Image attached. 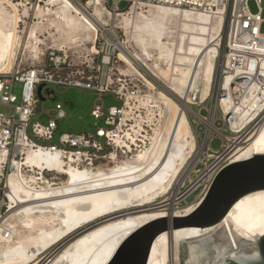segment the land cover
I'll list each match as a JSON object with an SVG mask.
<instances>
[{"label": "bare ground", "instance_id": "1", "mask_svg": "<svg viewBox=\"0 0 264 264\" xmlns=\"http://www.w3.org/2000/svg\"><path fill=\"white\" fill-rule=\"evenodd\" d=\"M46 6L38 7L35 15L38 21L28 32L25 48L35 55L39 48L32 45L44 44L38 34L53 40L58 37L62 42L57 45L68 47L77 44L83 36L87 39L91 33L95 36L97 20L103 25L109 23V16L99 7L94 8L99 19L92 21L68 0H47ZM131 14L117 18L118 26L127 35V46L120 44L119 47L120 57L130 64L129 70L133 72L136 64L149 70L161 81V92L168 97L158 93L157 97L147 95L142 99L148 113L146 122L139 116L130 130H122L124 138L117 135L118 151L109 155L111 168L82 165L83 157L88 155H73L58 149L27 151L22 160L30 170L26 174L18 171L20 162L14 160L16 169L8 177V211L0 227V264H107L120 244L143 225L159 218L186 216L197 207L195 204L176 211L173 209L176 199L164 205L154 203L182 177L189 158L196 164L199 152L192 158L196 141L185 110L189 111L187 106H192L189 93H195L198 86L201 100L209 94L214 58L218 54L217 36L223 29L224 19L221 15L192 13L171 6H149L146 11L132 9ZM27 17L26 8L20 10L0 2V73L12 69L21 46L19 25ZM133 45L138 50L126 56L124 51ZM242 72L234 70L226 75L225 88L243 75L246 78ZM247 74L252 75V71ZM253 75L258 79L253 85L236 84L240 93L241 88L244 91L237 101L233 94L228 100H222L228 123L238 133L245 130L246 136L231 162L264 155V113L259 114L264 110V62ZM137 76L144 78L141 73ZM165 88L186 101L185 104L173 102ZM156 113L158 125L149 136L146 128L153 126ZM124 114L129 116L126 111ZM199 119L207 127L206 143L215 131L214 115L208 119L199 116ZM118 153L124 154L121 161L116 160ZM43 170L66 176L67 184L39 181L36 172ZM227 221L231 231L244 241L255 243L264 236V191L251 192L238 199L215 229L224 226L234 251L236 246ZM214 227L161 233L152 243L147 264H180L179 242L185 243L184 240L208 233Z\"/></svg>", "mask_w": 264, "mask_h": 264}, {"label": "built area", "instance_id": "2", "mask_svg": "<svg viewBox=\"0 0 264 264\" xmlns=\"http://www.w3.org/2000/svg\"><path fill=\"white\" fill-rule=\"evenodd\" d=\"M89 20L99 19L94 14V8H101L108 16L107 25L96 21L97 31L89 49L82 48L85 45L75 44L68 47L46 48L36 58L30 61L25 70H10L0 73V106L8 107L10 113H0V227H3L5 215L8 211L6 197L9 193L8 177L16 168L13 161H19V172L26 174L29 168H26L22 160L27 151L58 149L64 153L86 154L92 152L93 160H90V166L99 164L104 159V151L107 156L117 152L115 138L117 135L124 138L125 133L122 127L126 126V117L124 111L129 114L139 112L142 105L143 88H139L130 79L119 80V87L114 89L113 82L108 71L111 68L123 66L130 68V64L120 57L121 50L118 37L125 35L124 30L113 22L119 16L132 15V9L135 11L145 10L149 6H171L183 8L192 13L199 12L206 15H221L224 19V26L218 39V54L214 58L215 68L219 70V77L213 81V96L207 95L206 98L195 107L201 108L209 99V105L205 108L209 115L219 113L223 116V122L226 127L234 133L233 127L225 121V112L222 109V100H228L230 94L234 95L235 101L244 94L236 89V84L240 82L245 85H253L258 81L254 78L256 70L264 62V34L261 33L264 19L261 18L262 0H68ZM253 1L258 7L256 13H251L248 8V2ZM6 6L12 5L20 10L26 8L30 14L34 13L38 7L46 5L47 0H0ZM126 7L121 9V5ZM221 12V14H218ZM29 17L25 18L28 20ZM100 24V25H99ZM100 28V29H99ZM132 49L124 51L126 56L130 57ZM139 63V62H138ZM135 68H139L136 64ZM18 68V67H17ZM234 70H242L243 75L240 79H235L225 88V77ZM252 71V75L247 71ZM249 73V72H248ZM144 80V78H141ZM146 82V81H145ZM21 84L20 100L17 104V97L13 94V84ZM147 83V82H146ZM44 84L42 88V97H51L52 85L66 86L81 90H89L96 94L97 99L90 111V116L95 120L104 118V125L107 128L97 127L93 133L76 134L74 132L61 133L58 136L57 143L51 142L57 131V121L65 118L64 112L59 110L53 115L49 112L45 114L49 117L46 124L34 121L37 111L38 97L36 88ZM144 85V84H142ZM232 88V91H230ZM162 90V88H161ZM258 93H255L257 95ZM109 95L119 106H109L104 108V98ZM193 102L197 101V94L189 93ZM133 101V102H132ZM132 102V103H131ZM139 104L138 106L134 105ZM134 105V108H133ZM136 107V108H135ZM136 111V112H134ZM200 112V109L199 111ZM43 113V112H42ZM264 113V110L259 114ZM128 114V115H129ZM128 117V116H127ZM215 123V120H214ZM130 130L131 126H128ZM122 128V129H121ZM240 140L227 139L223 146L217 150L207 149L211 161L204 164L202 170L194 180L187 186L180 185L178 188L169 190L165 193V202L161 201L158 205H164L176 199L173 203V209L183 210V203L193 193L192 205L199 204L205 197L216 174L234 162H231L233 153L237 150ZM141 146L142 144L139 143ZM136 150L135 147H133ZM122 154V153H121ZM119 154V155H121ZM124 156V154H122ZM121 155V156H122ZM109 159V158H108ZM94 161V164H93ZM109 161H111L109 159ZM41 181L44 179L52 184H57L58 174L54 171L43 170L36 172ZM176 187V186H175ZM167 199V200H166ZM189 205V206H192ZM4 230H7L4 228Z\"/></svg>", "mask_w": 264, "mask_h": 264}, {"label": "rangeland", "instance_id": "3", "mask_svg": "<svg viewBox=\"0 0 264 264\" xmlns=\"http://www.w3.org/2000/svg\"><path fill=\"white\" fill-rule=\"evenodd\" d=\"M46 7H47L46 5H43L39 8H46ZM125 7H126V4H122L120 8L123 9ZM248 8L250 12L253 14L258 11V7L255 5L253 1L248 2ZM260 8H261V12H260L261 18L264 19V0L261 1ZM146 10H148V8L142 11H146ZM35 15H36V11L30 14L28 20H24L19 25V33L21 36V40H20L21 46L18 47L15 59L13 61L12 69L14 70H19V71L25 70L30 64V61L36 58L37 56H39L42 53V51H44L46 48L52 47V48L59 49L62 47H66L65 45L60 46V47L57 45L62 42L59 40L58 37H56V39L53 40L51 37H47V35L43 37V36H40V34H38L37 36L39 37V39L41 40L44 39L43 41L44 44L37 43V45L35 44L32 45L33 47L36 46L40 49V50L39 49L37 50L36 55L35 53L30 52L29 51L30 49L25 48L27 39H28V32L30 31V27L33 23L38 21ZM117 20L118 19L114 20L113 22L114 25H118ZM261 33L264 34V24L262 25ZM88 36H89V39H87L88 38L87 36L86 37L83 36V39L78 40L77 44L78 45L84 44L85 46L82 48L89 49V46H90L89 43L93 41L94 34L91 33ZM117 39L120 44H123L125 47L127 46V35H120ZM72 45H75V44H72ZM134 49L138 50L137 47L134 48V45H133L132 50ZM148 63L151 64L152 62H148ZM139 65H142L141 62H139ZM136 69H134V72H133L131 69L129 70V68H126L123 66L111 68L108 71V75H110L112 78V82H113L112 87L116 89L117 87H119V84H120L118 83L120 82L119 80H123L124 78H126V79H130L131 81H133L136 85H138L139 88H143L142 91H143V95L145 96L153 95L157 97L158 93L164 94V92H161L163 91V88L161 90V85L163 84L156 77H154L149 72V70H146L145 67L143 69L141 68H136ZM139 72L143 75L145 79L148 80V82L151 85H153V88H151L149 84L145 82L146 80H142L140 77L137 76V75H140ZM218 77H219V70L215 68L214 74H213V81H215V79H217ZM52 87L54 88V93L51 95V97L46 98V100L44 101L38 98L37 111H36L35 118H34V121H38L39 123L46 124L49 119V117L45 114L46 112H49L51 115H53L56 111H59V110L64 112L65 118L57 121V131L55 132L54 139L51 142H49L50 144L57 143L58 136L61 133L74 132L76 134H86V133H93L97 127H103L105 129L107 128V126L104 125V118L95 120L93 117L90 116V111L94 105V102L97 99L96 94H94L93 92L89 90H81V89L66 87V86L52 85ZM200 89H201L200 86H198L197 91H196L198 99L196 102L192 101V104L194 103L197 104L199 102H202L206 98L205 97L203 100H201V90ZM164 90L167 93L171 94L170 95L171 98L170 97L169 98L173 102L177 104L179 103L180 105L181 103L185 104L186 101L180 100V98L177 95H175L173 92H168L166 88ZM13 94L17 97V104H18L20 100V94H21V84L19 83L13 84ZM208 95L213 96L212 86L210 87V91ZM189 101L191 103V99H189ZM134 105L138 106L139 104H136L134 102ZM134 105H133V108H134ZM158 105L161 106L160 103ZM208 105H209V99L204 104L201 105V108L195 107L194 105L193 106L188 105L187 107H189L190 110L189 111L185 110L191 131L196 141V148L192 154V158L195 157L198 152H199V155L196 156L195 158V162H196L195 165H193V160L191 158H189L190 160L188 159L187 161L188 164L186 163L188 166H185L186 171H184L181 178H179L180 177L179 176L177 180L175 181V183H173L172 185L173 188L171 187L172 190H174L175 188H178L182 184H184L183 186H187L192 180L195 179L198 173L202 170L204 164H206L207 161H211V159L208 156V154H210V150H214V151L219 150L223 146V144L226 142L227 139L232 140V141L233 140L237 141L239 139L240 140L239 144H241V141H243L246 137L244 134L245 130H242L240 133L233 130L235 133L240 134V137L239 135H235L234 133L229 131V129L226 127V124L223 122L224 120L223 116L220 115L219 113H216L215 123H214L215 131L212 132L209 140L206 143H204L206 133H207V127L205 126V124H203L200 121L199 116L204 119H208L210 117L208 111L205 109L208 107ZM103 106L105 109H107L109 106H119V104L115 102L109 95H106L104 98ZM140 108L141 109L139 110V112L134 111L136 113L129 114L128 117H123L126 121L125 123L126 126L122 127L124 130L128 129L129 128L128 126H134L137 123V121L140 119L139 116H141V119H143L144 122H146V117H148L147 108L144 106L143 107L141 106ZM199 109H200V112H198ZM10 112L11 111L8 107L0 106V113L8 114ZM155 116L156 118L153 120V123H152L153 126L146 128V130L149 133V136L153 135L152 129L158 125V122H156V119H158L157 117L158 113H156ZM225 121L228 122L227 115H225ZM144 126H148V125L145 124ZM207 149H210L209 152L207 151ZM103 153L105 156L104 159L100 161V163L97 165L94 164V161H93V164H94L93 167H96V166L97 168L98 167H101V168L102 167L103 168L113 167V163H110L108 159L109 157L107 156V154H105L107 153V151H104ZM133 154L130 156H133ZM87 159L93 160L92 152L88 153L87 157H83L84 163L82 165H88L90 163V161H87ZM122 159H123L122 156L119 155L118 153V158L116 160L121 161ZM55 182L59 184L60 186H64L67 184L68 179L64 175H58L57 180ZM196 194L197 192L193 193L191 196L187 198L185 203L182 204L183 209L187 208L189 205L194 204L192 201ZM161 201L165 202V195H162L161 197H159L155 201L154 204L160 203ZM217 231L218 230H215L213 233L211 232L206 236H209L210 234H214ZM193 242H197V241L194 240L188 243L185 242L183 244H189ZM225 262H229L228 264H232L229 261V259H227V257H225Z\"/></svg>", "mask_w": 264, "mask_h": 264}, {"label": "water", "instance_id": "4", "mask_svg": "<svg viewBox=\"0 0 264 264\" xmlns=\"http://www.w3.org/2000/svg\"><path fill=\"white\" fill-rule=\"evenodd\" d=\"M40 84L36 95L42 97ZM54 90H51V95ZM264 191V155H253L248 160L234 162L221 169L214 177L205 197L190 214L182 217L159 218L143 225L129 235L117 248L107 264H147L154 239L168 230L183 228H212L201 236L179 242L180 264H264V236L255 243L240 239L231 231L236 250L233 251L224 226L213 232L238 199L251 192ZM217 225V226H216Z\"/></svg>", "mask_w": 264, "mask_h": 264}]
</instances>
